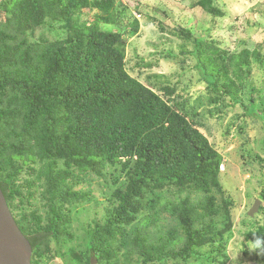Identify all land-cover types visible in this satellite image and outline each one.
I'll use <instances>...</instances> for the list:
<instances>
[{
  "label": "trees",
  "instance_id": "obj_1",
  "mask_svg": "<svg viewBox=\"0 0 264 264\" xmlns=\"http://www.w3.org/2000/svg\"><path fill=\"white\" fill-rule=\"evenodd\" d=\"M118 1L0 0L6 16L0 21V187L14 214V201L24 198L18 177L36 172L48 212L31 215L30 235L26 217L14 216L34 254L44 243L64 247L72 241L67 230L71 218L60 200L70 204V199H85V193L72 188L90 173L102 176L100 169L114 168L120 175L113 178L106 220L95 221L88 231V255L83 256L89 262L95 258L99 264H125L137 255L142 264L186 263L202 255L200 247L208 239L213 246L208 259L220 264L216 258L224 244L217 224H228L236 206L220 182L224 159L177 103L175 87H159L162 97L156 86L130 75L125 47L127 39L140 32V24H122L125 9ZM214 2L201 0L196 6L223 17ZM86 11L94 14L92 22L78 26ZM73 15L76 19L65 40L40 47L30 44L29 32L47 25L48 17L65 20ZM160 30L164 31L162 25ZM179 38L194 42L192 51L184 42L181 52L197 59L201 79L237 101L251 76L252 61L262 57L261 47L229 52L185 28H179ZM36 160L34 171L30 164ZM256 160L264 164L263 158ZM32 186L28 198L34 195ZM166 190L174 198L168 203L177 226L159 236L156 247L149 243L147 228L161 221L158 194ZM258 198L264 214V184ZM147 210L152 215L141 219ZM249 239L264 257V225ZM215 242L220 246L215 248Z\"/></svg>",
  "mask_w": 264,
  "mask_h": 264
},
{
  "label": "rangeland",
  "instance_id": "obj_2",
  "mask_svg": "<svg viewBox=\"0 0 264 264\" xmlns=\"http://www.w3.org/2000/svg\"><path fill=\"white\" fill-rule=\"evenodd\" d=\"M199 1L201 0H119L120 8L125 9L122 24L126 25L134 20L140 24L138 35L127 39L126 68L130 75L143 84L156 86L155 91L162 97L164 94L159 87H175L177 103L184 107L190 119L199 124V130L224 159L223 168L220 169V182L226 195L235 201L236 206L228 224H217V232L223 234L224 244L222 255L216 258L218 262L264 264L263 255L257 252L249 239V235L257 227L264 225V214L259 211L253 217L248 215L259 199L258 195L264 184V164L256 160L257 157L264 159V121L261 113V104L264 103V0H215L214 5L224 13L220 18L197 7ZM93 15L86 11L76 24L80 26L84 22H92ZM4 16L0 11V21L4 22ZM75 19V15L65 20L48 17L47 25L29 32L30 44L40 47L65 40ZM160 25L164 31L160 30ZM101 28L110 27L101 25ZM179 28L191 31L196 38L205 39L206 44L213 43L229 52L261 47L262 57L252 61L251 76L245 80L244 89L239 93L237 101L215 92L201 79L197 59L181 52L184 42L187 43V51L193 50L194 42L179 38ZM174 32L176 35H173ZM30 166L36 171L37 160ZM60 169H64L63 162L60 163ZM99 171L102 176L90 173L72 188L73 191L85 193V199H70V204L60 200L64 212L71 218L67 230L72 235V241L64 247L52 241L44 243L33 254V264H91L92 259L89 262L83 256L84 252L88 255V231L93 230L95 221L105 222L106 209L110 207L109 198L114 189L113 178L120 175L109 167ZM17 183L22 188L24 198L22 202L19 199L14 201L17 209H12L13 216L17 219L26 217V234L30 235L33 226L31 215L35 213L45 216L48 208L42 200L43 189L36 181V172L25 171L20 174ZM29 184L33 185L30 189L34 193L30 198L27 192ZM158 195L161 197V221L147 228L149 243L156 247L160 245L158 237H165L167 231L177 226L172 222L168 203L169 200H174L172 193L166 190ZM191 197L198 199L196 194ZM152 213L147 210L140 217L142 219L146 214ZM124 228L129 230L130 226ZM211 243L206 239V243L200 247L202 255L178 264H215L212 259H208L210 249H213ZM218 246L219 242H215L214 247ZM174 247H178V244ZM120 259L124 260L121 254ZM103 264L109 263L104 261ZM125 264H142V259L134 255ZM158 264L176 263L166 260Z\"/></svg>",
  "mask_w": 264,
  "mask_h": 264
},
{
  "label": "water",
  "instance_id": "obj_3",
  "mask_svg": "<svg viewBox=\"0 0 264 264\" xmlns=\"http://www.w3.org/2000/svg\"><path fill=\"white\" fill-rule=\"evenodd\" d=\"M261 205V200H256L248 215L257 214ZM32 259L31 243L19 228L0 187V264H32ZM91 263L97 261L92 258Z\"/></svg>",
  "mask_w": 264,
  "mask_h": 264
},
{
  "label": "flooded vegetation",
  "instance_id": "obj_4",
  "mask_svg": "<svg viewBox=\"0 0 264 264\" xmlns=\"http://www.w3.org/2000/svg\"><path fill=\"white\" fill-rule=\"evenodd\" d=\"M5 14V13H4ZM4 21H5V16H4Z\"/></svg>",
  "mask_w": 264,
  "mask_h": 264
},
{
  "label": "built area",
  "instance_id": "obj_5",
  "mask_svg": "<svg viewBox=\"0 0 264 264\" xmlns=\"http://www.w3.org/2000/svg\"><path fill=\"white\" fill-rule=\"evenodd\" d=\"M221 167L223 168V165Z\"/></svg>",
  "mask_w": 264,
  "mask_h": 264
}]
</instances>
